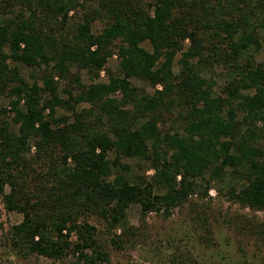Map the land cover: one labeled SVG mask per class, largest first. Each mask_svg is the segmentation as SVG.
Wrapping results in <instances>:
<instances>
[{
	"label": "trees",
	"instance_id": "16d2710c",
	"mask_svg": "<svg viewBox=\"0 0 264 264\" xmlns=\"http://www.w3.org/2000/svg\"><path fill=\"white\" fill-rule=\"evenodd\" d=\"M263 44L264 0H0V195L22 212L12 241L103 264L90 215L120 238L130 202L168 212L208 195L206 173L229 174L228 199L264 211ZM114 49L118 70L96 80ZM16 62L38 72L29 80ZM172 114L181 126H160ZM122 154L148 160L151 177L132 180Z\"/></svg>",
	"mask_w": 264,
	"mask_h": 264
},
{
	"label": "rangeland",
	"instance_id": "374dc122",
	"mask_svg": "<svg viewBox=\"0 0 264 264\" xmlns=\"http://www.w3.org/2000/svg\"><path fill=\"white\" fill-rule=\"evenodd\" d=\"M70 12L77 18L80 17L81 9ZM103 23L102 19H96L92 23L93 32L100 31ZM142 45L151 49L146 40ZM179 56L177 52L173 60L175 71L179 67ZM254 57L256 60L264 59V44L254 52ZM9 63L14 62L9 60ZM17 64L20 72L29 80L38 72V68L22 62ZM118 66L119 58L114 49L96 80L107 79L106 70L116 72ZM224 72L222 65L215 66L212 74L217 84L226 78ZM80 74L84 80L89 79L84 69L80 70ZM131 81L150 92L154 89L145 80L131 77ZM64 84L62 80L60 88ZM215 88L218 90L217 85ZM115 94L119 95V92ZM0 107H8L6 95H0ZM61 112L70 114L59 108L58 113ZM181 124L180 119L176 120L172 114L160 126L173 130ZM108 156L112 158L114 151L109 150ZM120 161L129 164L128 174L132 180L138 177L148 180L153 173L148 160L122 154ZM205 178L209 181L208 195L191 194L187 201L172 207L168 212L159 209L142 213L138 201L130 202L126 208L124 235L114 240V234H122V229H109L103 220L90 215L89 220L97 227L96 237L108 253V259L103 264H264V211L253 210L228 199L227 188L236 182L229 174L211 178L206 173ZM206 181L202 184H206ZM21 219L22 212L8 208L0 195V264H84L71 252L58 258L26 253L12 241L10 235L12 224Z\"/></svg>",
	"mask_w": 264,
	"mask_h": 264
}]
</instances>
